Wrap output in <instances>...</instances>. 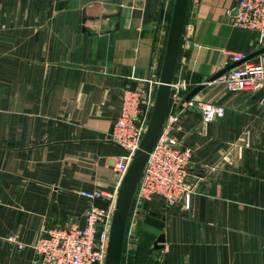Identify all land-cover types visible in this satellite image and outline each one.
<instances>
[{
  "label": "crops",
  "instance_id": "obj_1",
  "mask_svg": "<svg viewBox=\"0 0 264 264\" xmlns=\"http://www.w3.org/2000/svg\"><path fill=\"white\" fill-rule=\"evenodd\" d=\"M174 1L0 0V264H43L10 235L30 244L50 228L79 226L90 205L114 210L122 149L109 134L125 89L142 91L152 112ZM236 2L188 4L166 115L185 104L176 134L192 150L190 206L142 203L120 264H264L263 92L207 82L231 54L264 47L231 25ZM247 62L264 64V53ZM199 103L225 113L204 126ZM79 190L107 196L88 202Z\"/></svg>",
  "mask_w": 264,
  "mask_h": 264
},
{
  "label": "built area",
  "instance_id": "obj_2",
  "mask_svg": "<svg viewBox=\"0 0 264 264\" xmlns=\"http://www.w3.org/2000/svg\"><path fill=\"white\" fill-rule=\"evenodd\" d=\"M197 2L198 0H189L192 6ZM230 23L233 27L253 31L263 39L264 0H237ZM243 57L240 54H231L230 64ZM212 82L220 84L229 94L261 91L263 95L259 103L264 105V64L245 62ZM176 86L186 89L184 83ZM153 105L154 103L152 108ZM149 106V99L142 91H123L120 111L109 134L110 140L122 149V154L113 162L114 170L122 178L127 173L132 157L139 149L147 130L151 115ZM185 108L182 102L180 110L165 116L159 135L148 154L131 200L135 208L126 219L124 233L128 240L134 239L137 234L136 209L153 196L161 197L168 204H182L185 209L190 206L193 189L187 184V176L192 150L184 147L176 134L178 121ZM198 108L204 126L225 113V108L217 104L199 103ZM76 194L88 202L107 196L100 190H79ZM112 213L111 207L102 209L90 205L85 214L83 230L73 224L50 228L44 236L30 244L18 242L13 235L8 236L7 240L15 243L18 249L30 247L42 257L43 264H105Z\"/></svg>",
  "mask_w": 264,
  "mask_h": 264
},
{
  "label": "water",
  "instance_id": "obj_3",
  "mask_svg": "<svg viewBox=\"0 0 264 264\" xmlns=\"http://www.w3.org/2000/svg\"><path fill=\"white\" fill-rule=\"evenodd\" d=\"M188 4L189 0L174 1L166 52L154 105L150 115L147 130L143 135L139 149L132 157V161L129 165L128 171L123 177L121 185L118 189L115 208L112 213L105 264H120L126 219L128 216L132 196L148 158V154L152 150L154 142L159 135L166 116L169 94ZM232 14H234V11ZM262 53H264V47L243 57L239 61L227 65L225 68L214 74L207 82L215 81L227 71L240 66L241 64L253 59L254 57ZM203 87L204 85H199L192 89L188 93L186 100H190L194 95L201 91ZM84 225L85 217L81 219L79 229L83 230ZM161 242L162 238L160 237L157 240V243ZM154 248L159 249L160 246L156 245Z\"/></svg>",
  "mask_w": 264,
  "mask_h": 264
}]
</instances>
